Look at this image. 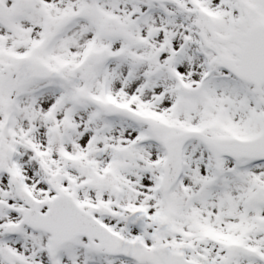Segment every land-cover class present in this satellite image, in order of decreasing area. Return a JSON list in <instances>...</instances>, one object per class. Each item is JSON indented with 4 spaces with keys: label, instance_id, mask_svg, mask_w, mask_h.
<instances>
[{
    "label": "snow or ice",
    "instance_id": "obj_1",
    "mask_svg": "<svg viewBox=\"0 0 264 264\" xmlns=\"http://www.w3.org/2000/svg\"><path fill=\"white\" fill-rule=\"evenodd\" d=\"M0 264H264V0H0Z\"/></svg>",
    "mask_w": 264,
    "mask_h": 264
}]
</instances>
